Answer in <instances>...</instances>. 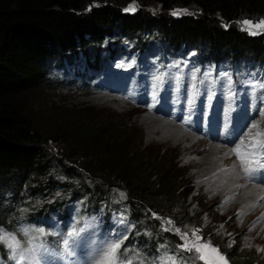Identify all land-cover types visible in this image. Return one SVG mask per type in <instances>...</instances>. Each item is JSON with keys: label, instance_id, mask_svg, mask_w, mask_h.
Wrapping results in <instances>:
<instances>
[{"label": "trees", "instance_id": "obj_1", "mask_svg": "<svg viewBox=\"0 0 264 264\" xmlns=\"http://www.w3.org/2000/svg\"><path fill=\"white\" fill-rule=\"evenodd\" d=\"M129 7L133 13L124 12ZM174 9L184 13L173 15ZM252 17H264V0H0V187L15 191L24 182L39 194L49 193L59 176L51 180L44 172L55 165L69 196L83 195L90 206L103 203L107 210H118L113 192L120 188L126 193L122 202L134 224L130 250L136 249L137 256L147 250L146 260L158 257L160 252L152 256L155 244L176 249L175 235L162 234L151 216L167 211L178 222L199 223L195 213L183 208L186 193L174 163L157 150L140 147V137L102 111L32 106L26 95L39 88L60 53L85 49L115 30L151 29L171 45L195 47L217 59L238 65L262 62L264 35L248 34L236 24ZM249 69L239 65L235 71ZM47 142L59 145L52 152ZM61 201L55 197L47 207ZM214 228L209 222L200 235L214 236ZM212 246L226 255L218 243ZM237 248L238 242L227 250L244 258ZM250 250L247 263L264 264Z\"/></svg>", "mask_w": 264, "mask_h": 264}, {"label": "rangeland", "instance_id": "obj_2", "mask_svg": "<svg viewBox=\"0 0 264 264\" xmlns=\"http://www.w3.org/2000/svg\"><path fill=\"white\" fill-rule=\"evenodd\" d=\"M153 8L152 10H156V7ZM127 9L125 10H134L133 7ZM183 11L184 10L181 9H174L170 13H176L175 15H177L179 13H184ZM245 20L251 21L252 24L255 25L264 20V17L240 18L236 24L240 26L242 30H245L246 27L242 23ZM245 32L251 35H264V30L255 27H251L245 30ZM152 44L162 46L169 52L172 50L166 40H162L158 37L156 31L144 29L133 34H122L115 30L114 32L106 33L99 41H92L85 49L77 48L75 51L60 53L56 60L53 59L51 62L50 69L44 73V79L41 81L39 88L30 91L26 95V99L32 106L38 105L39 107L46 103L47 106L70 113L72 111L81 112L83 109L95 112L102 111L106 113L107 116L121 121L129 131L140 137V147L157 150L174 163L177 173L180 175V179L183 180V183H181V192L182 194L186 193V201L185 204L183 203V208L186 206V211L190 214L195 213V217H197V221L199 222L196 225L185 220L178 222V220L174 218L175 215L173 213L162 211L161 214H159L155 212V214H151V216L157 221L163 233L174 232L179 244H181L182 240L180 235L177 234L176 229H179L181 233L187 232L189 237H191L193 230L198 229V235L202 237L203 242L209 243L212 241L209 243L211 246L218 243L220 248L226 251V255L219 251L218 253L227 261H229L228 257H230L233 264H248L245 256L247 253L252 254L250 250V248H252V250L255 249V251L258 252L257 255L260 261L264 263V211L261 212L258 218L248 223L250 217L246 215V212L255 213L256 210L248 208L240 212L241 206L236 202L240 194H234L232 197L225 196L222 190V184L225 183V178L230 174L229 168L231 167L229 166L236 163L233 161L238 162L233 165V167L238 165L240 176L246 186V188H243L244 190L248 189L247 187L251 185L259 187V190L260 188L264 189L262 186L263 184L252 176L243 177L244 171L241 169L240 162L234 153L226 157V166L224 165V161L217 160L216 154L208 153L207 150H205L207 149L206 146L208 147L209 144L215 143L207 142L198 137L194 126V118L196 115L195 107L184 106L183 110L180 112L169 108L165 99L156 98L152 100L149 95L147 97L142 95L144 92V76L148 72V68H155L161 79L166 71V61L169 56V52L167 55L161 52H153L151 49ZM193 48L195 49V47ZM118 51L127 56L130 61L134 60L140 65V74L136 78L135 84L129 79H133L134 73L126 71V67L130 66V64L122 60V58L113 65L114 69L119 68L120 71L118 74L108 75L106 78H102L104 69L109 66ZM197 52L196 50V53ZM214 57V54L212 56L202 50L200 55L201 63L198 71L210 75L221 73L217 76L222 77L224 80L223 77L225 73L222 70L223 60L217 61ZM186 59H189V56L184 57L182 59L183 64H181V61L176 60L174 56H172L171 66L179 72L195 74V70L191 67L189 62H186ZM262 61L264 62L263 57ZM178 66H180L179 69H177ZM153 118L156 119V122L159 121L158 124L160 126L156 129L157 131L155 130V126L150 123V119ZM167 123L169 125H166ZM259 127L263 128L261 126ZM175 131H177V133L184 132L186 134L189 132L199 138L198 141L201 145L203 143L206 145L201 146V148L199 147L198 151L193 154H191V152L196 149L189 148L195 147V143H191V140H184L183 142L180 140L179 142L181 145H177V148H174L176 143L171 142L166 144L161 134H166L168 132L167 134L174 133L175 136H178ZM256 131L257 129H252V134ZM246 137L245 133L242 139ZM47 144L52 152L55 151L56 149L54 148L59 145V143L55 144L53 142H47ZM227 167L229 168L227 169ZM58 172H60V170L57 169L55 165H51L45 168L44 173L50 177L51 180H54V176ZM29 174L30 176H34L36 171L33 173L29 171ZM62 179V177H59V181H62ZM58 185L59 183L56 182L54 191L48 193L47 190V192L43 194H39L36 190L30 188L33 187V185L26 186L24 182H20V186L15 191L11 190L9 187H0V200H8L9 204L7 205V209H11L10 214H7L4 210L5 206H1L0 214H5L4 226L8 223V228L11 229L10 234L16 236L22 248L26 246L24 231H28L37 225L36 213L40 201L46 199L41 203H50L53 197H57L56 194L63 197L65 196L64 192H58ZM118 189L119 190L115 191L114 199L115 202L120 205L119 210L122 212V215L126 217L129 212L127 211L126 204L122 202L124 200V194L126 193L122 189ZM76 197L78 198L77 202L80 205H84L83 197ZM262 197H264V194H262ZM231 200H233L232 202L234 203L232 204H235V207L223 214V208ZM262 201H264V198ZM255 204L258 205L259 200H256ZM101 214L102 213L99 215L95 214L91 219L89 216L86 222L90 223L92 220V223H95V220L99 218ZM178 214L179 213H177V215ZM235 219L239 220L238 224L234 222ZM159 220H161L160 223ZM169 221H171V223H168ZM209 222L215 227L213 229L214 236H201L200 231L203 230ZM219 238H221V240L223 238L222 244L219 243ZM237 242V250H240L241 253L245 255L242 259L236 258L235 255L237 254H232L235 243ZM125 244L126 241H122L120 249L122 259L129 258L125 256L122 251V246ZM228 247H232L231 252H229V249L227 250ZM0 249L3 251L9 250L4 244H0ZM179 250L182 251L181 249ZM147 253V250L138 252L140 261L143 260ZM172 254H177V251L174 250ZM189 254L198 264L204 263V261L196 258V254L190 252ZM131 255L132 257L127 260L133 262V253H131ZM165 257H160L156 260H162ZM56 259L57 257L54 258L53 255H47L41 259V264H54V260ZM96 259H98V256H95L92 264H95ZM148 262L144 264H148Z\"/></svg>", "mask_w": 264, "mask_h": 264}, {"label": "snow or ice", "instance_id": "obj_3", "mask_svg": "<svg viewBox=\"0 0 264 264\" xmlns=\"http://www.w3.org/2000/svg\"><path fill=\"white\" fill-rule=\"evenodd\" d=\"M176 13H173L175 15ZM245 30L251 27L264 30V20L258 24L253 25L251 21H243ZM255 34V33H252ZM160 78L157 77V80ZM230 82V81H229ZM264 88V84L253 86ZM261 114L264 116V109H261ZM252 129L257 131L252 134ZM247 139H241L239 143L231 149L237 159L241 162L244 174L251 176L254 172L264 170V128H260L257 124H252L249 127V132L246 133ZM168 223H171L169 221ZM43 232L42 229L36 230ZM177 234L180 235L182 243L177 247L182 251L196 254V258L204 261V264H227L223 256H220L218 250L212 247L209 243L203 242L202 237L198 235L199 230L195 229L191 233V237L187 232L181 233L179 229H176ZM24 235L27 236V230L24 231ZM79 233L73 228L67 233V238L63 241V252L60 254L62 258L70 257L73 254L72 244ZM29 247L22 248L20 241L16 239L13 234L5 233L0 230V244H4L10 250V258L15 261V264H41V253L43 245H34L29 238ZM121 242H112L106 244L98 250V259L95 260V264H132L131 260H125L121 258L120 249ZM140 264H144L141 260ZM156 264V262H151ZM159 264H177L173 257H165Z\"/></svg>", "mask_w": 264, "mask_h": 264}, {"label": "bare ground", "instance_id": "obj_4", "mask_svg": "<svg viewBox=\"0 0 264 264\" xmlns=\"http://www.w3.org/2000/svg\"><path fill=\"white\" fill-rule=\"evenodd\" d=\"M120 58H122V60H124L125 62L129 63L130 66L126 67V71L127 72H133V79H136L139 74H140V65L137 64L134 60L130 61L127 56L123 55L122 53H120L119 51L117 52V54L115 55V57L112 59L111 63L109 64V66L107 68L104 69V72L102 74V78H106L108 75H117L118 72L120 71L119 68L118 69H114L113 65L115 62H117L118 60H120ZM161 119V118H160ZM164 120V119H163ZM159 122V121H158ZM158 122H156V119H150V123L153 124L155 126V130L160 126L158 124ZM166 125H169L168 123ZM157 131V130H156ZM168 133V132H167ZM161 134L163 136V140H165L166 144H169L171 142L176 143L173 144L175 145L174 148H177V145H181V143L179 142L180 140L183 142L191 140V143H195V147H189V148H193L196 149L194 151L191 152V154H193L194 152L198 151L199 147L201 148V146L206 145V144H202L198 141L199 138L193 134H190L189 132L186 133H177V131H175V133H177L178 136H175V134ZM179 138V139H178ZM163 142V141H161ZM187 143V142H186ZM207 152L208 153H214L217 156V160L218 161H224L226 165V157L231 154L230 150L223 148L217 144H209V146L207 147ZM203 149V148H202ZM201 149V150H202ZM213 151V152H211ZM201 153V152H199ZM202 154V153H201ZM235 165V164H233ZM233 165L227 167V169L229 168L230 174L227 175V177L225 178V183L222 184V190L224 191L225 196H230L232 197L234 194H240L239 198L236 202L239 203V206H241V211H245L248 208L250 209H255V213H250V212H246V215H249L250 220L248 221V223H250L252 220L258 218L261 215V212L264 211V201H262V199L264 197H262V194H264V189L259 190V187H256L254 185L248 186L246 190H244L243 188H246L242 177L240 176V172H239V168L238 165L234 166ZM227 166V165H226ZM226 169V170H227ZM255 179H258L263 185L264 188V181H263V177L261 176H253ZM244 178L246 177H250V176H246L245 174L243 175ZM221 190V191H222ZM256 200H259V204L256 205L255 202ZM233 200H231L229 203L231 204H227L224 208L222 213L224 214L226 211H229L231 208L235 207V204H232L234 202H232ZM234 222L236 224L239 223L238 219H235Z\"/></svg>", "mask_w": 264, "mask_h": 264}, {"label": "water", "instance_id": "obj_5", "mask_svg": "<svg viewBox=\"0 0 264 264\" xmlns=\"http://www.w3.org/2000/svg\"><path fill=\"white\" fill-rule=\"evenodd\" d=\"M128 10V9H127ZM134 10H129V11H124V12H128V13H133Z\"/></svg>", "mask_w": 264, "mask_h": 264}]
</instances>
